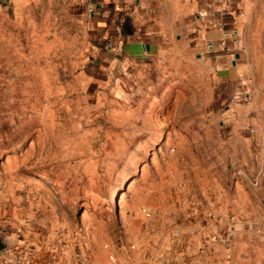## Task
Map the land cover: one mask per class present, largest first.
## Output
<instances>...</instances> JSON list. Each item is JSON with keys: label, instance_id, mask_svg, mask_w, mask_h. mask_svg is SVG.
<instances>
[{"label": "rangeland", "instance_id": "rangeland-1", "mask_svg": "<svg viewBox=\"0 0 264 264\" xmlns=\"http://www.w3.org/2000/svg\"><path fill=\"white\" fill-rule=\"evenodd\" d=\"M85 11L0 7V263L264 264V88L100 69Z\"/></svg>", "mask_w": 264, "mask_h": 264}, {"label": "crops", "instance_id": "crops-1", "mask_svg": "<svg viewBox=\"0 0 264 264\" xmlns=\"http://www.w3.org/2000/svg\"><path fill=\"white\" fill-rule=\"evenodd\" d=\"M26 1L0 0V7ZM78 1L91 38L101 41L94 46L100 69L120 63L145 72L151 66L160 77L195 64L236 99L241 89L264 88V0ZM225 34L231 36L222 50ZM106 41L119 50L109 52Z\"/></svg>", "mask_w": 264, "mask_h": 264}, {"label": "built area", "instance_id": "built-area-1", "mask_svg": "<svg viewBox=\"0 0 264 264\" xmlns=\"http://www.w3.org/2000/svg\"><path fill=\"white\" fill-rule=\"evenodd\" d=\"M89 11L90 12L92 11V7H90V6H89ZM230 36L231 35H229V34H225L224 35V39L220 43V48L222 50H224L227 47V40L229 39ZM104 46L111 53L112 52H117L119 50V46L116 43L112 42V41H106ZM27 262H29V261L25 260V259L24 260H20L19 259V260H14L13 264H29ZM49 264H51V263H49Z\"/></svg>", "mask_w": 264, "mask_h": 264}, {"label": "water", "instance_id": "water-1", "mask_svg": "<svg viewBox=\"0 0 264 264\" xmlns=\"http://www.w3.org/2000/svg\"><path fill=\"white\" fill-rule=\"evenodd\" d=\"M236 58H239V55H236ZM8 248V244L5 240L0 239V252L5 251Z\"/></svg>", "mask_w": 264, "mask_h": 264}]
</instances>
